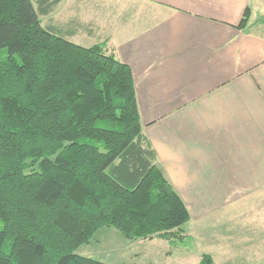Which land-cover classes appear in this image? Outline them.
<instances>
[{"label":"trees","instance_id":"1","mask_svg":"<svg viewBox=\"0 0 264 264\" xmlns=\"http://www.w3.org/2000/svg\"><path fill=\"white\" fill-rule=\"evenodd\" d=\"M56 4L0 0V264H107L76 254L105 227L183 240L190 213L143 136L131 68L44 27Z\"/></svg>","mask_w":264,"mask_h":264},{"label":"crops","instance_id":"2","mask_svg":"<svg viewBox=\"0 0 264 264\" xmlns=\"http://www.w3.org/2000/svg\"><path fill=\"white\" fill-rule=\"evenodd\" d=\"M54 1L44 27L106 44L131 68L143 136L187 229L205 244L214 229L221 251L264 264V0H123L118 23Z\"/></svg>","mask_w":264,"mask_h":264},{"label":"rangeland","instance_id":"3","mask_svg":"<svg viewBox=\"0 0 264 264\" xmlns=\"http://www.w3.org/2000/svg\"><path fill=\"white\" fill-rule=\"evenodd\" d=\"M74 1L76 0H67V3L74 4ZM121 1L123 0H78V7L82 14H93L100 21L101 18H105L110 22L118 23V13L123 9ZM70 16L69 12L64 18L67 19ZM52 18L55 19L56 14L53 13ZM49 22V18L42 19L44 25ZM85 41L82 43H86ZM81 45L90 47L88 43ZM191 227L187 229L185 226L184 239H178L176 242L160 238L129 240L118 230L105 227L94 236L89 245L78 249L76 254L107 264H199L202 255L210 253L215 264H252L251 260H235L234 249L221 251L222 246L214 242V229L209 231L210 242L205 244L196 237L198 228Z\"/></svg>","mask_w":264,"mask_h":264}]
</instances>
